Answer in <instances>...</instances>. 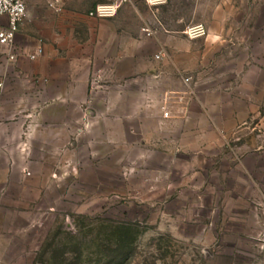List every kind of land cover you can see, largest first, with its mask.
I'll return each mask as SVG.
<instances>
[{
	"label": "rangeland",
	"instance_id": "obj_1",
	"mask_svg": "<svg viewBox=\"0 0 264 264\" xmlns=\"http://www.w3.org/2000/svg\"><path fill=\"white\" fill-rule=\"evenodd\" d=\"M26 2L18 47L52 52L59 24L69 42L71 25L99 21ZM170 7L143 22L178 28L163 50L146 42L154 65L91 74L92 114L66 111L33 144L7 145L0 264H264V0ZM198 23L206 35L183 33ZM44 54L1 66L9 106L18 63Z\"/></svg>",
	"mask_w": 264,
	"mask_h": 264
},
{
	"label": "crops",
	"instance_id": "obj_2",
	"mask_svg": "<svg viewBox=\"0 0 264 264\" xmlns=\"http://www.w3.org/2000/svg\"><path fill=\"white\" fill-rule=\"evenodd\" d=\"M110 1L59 0L54 6H60L59 17L82 19L90 16L88 12L95 5ZM61 3L64 4L63 8ZM170 8V0L157 3L127 0L119 6L114 16L99 18L93 26L82 28L71 25L69 42L65 40L66 31L59 24L55 37L58 43L52 52L46 46L45 54L38 63H18L17 67L22 72L15 79L22 82L23 86L15 94L10 106L5 99L9 80L5 79L0 96V162L13 160L7 145L33 144L44 124L59 123L66 111L92 114V92L88 86L91 74L99 71L108 80L120 81L125 78L126 66H138L139 71L154 65L151 57L153 51L151 53L148 48L145 49L146 42H151L156 51L163 50L164 41L171 37L167 33L178 28L157 30L143 26V22L146 18L152 22L155 11L167 9V13ZM177 23H181V20H177ZM76 33H82L83 36H75ZM16 107H20L21 115L18 121H13L9 110ZM91 119L86 116L80 121L87 124ZM6 167L0 164L1 182L8 177Z\"/></svg>",
	"mask_w": 264,
	"mask_h": 264
},
{
	"label": "built area",
	"instance_id": "obj_3",
	"mask_svg": "<svg viewBox=\"0 0 264 264\" xmlns=\"http://www.w3.org/2000/svg\"><path fill=\"white\" fill-rule=\"evenodd\" d=\"M127 0H111L108 3L95 5L88 14L93 17H112L117 13L119 6ZM165 0H147L149 3H157ZM59 0H53L58 3ZM27 16L26 0H0V96L4 88L5 79L2 73V65H12L19 56L35 60L44 53V47L37 43L32 49L18 47L16 36L21 24ZM189 38L201 37L207 34V29L202 23L191 25L183 32ZM155 57H159L158 54Z\"/></svg>",
	"mask_w": 264,
	"mask_h": 264
}]
</instances>
